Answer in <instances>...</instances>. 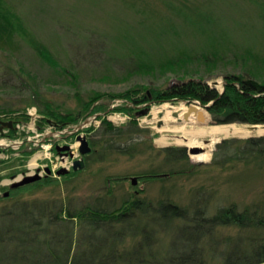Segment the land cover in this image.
<instances>
[{"label":"rangeland","instance_id":"1","mask_svg":"<svg viewBox=\"0 0 264 264\" xmlns=\"http://www.w3.org/2000/svg\"><path fill=\"white\" fill-rule=\"evenodd\" d=\"M2 4L21 18V24L29 32V41L48 48L57 66L42 61L29 47L31 44L20 43L18 38L12 47L2 46L6 37L0 34V118L7 122L6 116L21 112L28 117L26 124L16 125L15 138H7L9 129L0 131L1 135L5 134L0 137V150H4L0 153V194L22 174L37 173L42 176L37 181L40 183L28 184L29 190H22L15 199L61 198L72 209L91 206L101 195L110 198L115 208L131 199L151 203L171 201L188 206L195 190L200 188L204 191L198 195L204 198L213 192L211 207L233 202L241 206L264 205V169L239 168L221 174L206 167L223 140L264 137V134L255 131L247 136L216 134L218 141L205 162L195 161L194 155L186 150L187 163L172 164L160 153L167 148L187 149L177 140L193 139L191 133L195 130L254 126H219L209 116L206 126L158 115L153 118L154 111L164 104L173 108L185 104L188 109L200 107L198 101L152 104L145 115H136L144 104L137 106L136 112L117 110L123 104V109L131 107V103H126L129 100L122 97L127 92H135L134 96L140 97L188 79L203 80L210 87L217 82L214 89L220 92L226 75L239 74L264 81V21L261 20L264 0H2ZM185 6V14L191 15L194 25L188 18L185 21L183 13H177L178 8ZM206 21L216 22L219 27L211 26V29L224 31L226 40H234L236 45L228 44L223 50L218 45V56H212L211 42L205 41L204 34L198 37L195 28ZM147 29L151 36L147 35ZM158 32L164 34L153 38ZM240 45L249 46L252 51ZM185 47L196 53L192 63L183 62L174 68L163 66L167 60L176 59L173 56ZM96 95L106 96L94 103L102 110L92 112L94 105L85 109L84 104ZM33 101L39 106L40 101H46L62 114L82 113L83 116L77 124L62 129L48 124L39 126L40 116ZM147 115L152 116L151 122H147ZM103 119L124 128L135 120L142 132L131 137L127 134L131 138L127 141L114 140L111 153H107L110 155L104 156L106 150L102 144L106 143L100 132ZM159 121L161 125L157 127ZM182 131H188V135L184 136ZM80 135L87 138L95 154L89 159L86 156L90 153L82 156L84 168L73 171V161L81 158L76 140ZM213 138L207 134L198 140L210 143ZM91 141L95 146H91ZM56 146L70 149L57 154ZM131 147L135 148L132 155L119 154ZM71 153L74 160L66 157ZM98 156L104 157L99 160ZM33 159L35 167L31 166ZM46 168L52 176L44 177ZM61 168H69V173L56 176L55 172ZM182 169L190 172L167 177L168 171ZM132 179L136 184L133 185ZM160 238L158 246H167L166 236ZM138 240H127L123 246H132Z\"/></svg>","mask_w":264,"mask_h":264},{"label":"trees","instance_id":"2","mask_svg":"<svg viewBox=\"0 0 264 264\" xmlns=\"http://www.w3.org/2000/svg\"><path fill=\"white\" fill-rule=\"evenodd\" d=\"M186 12V6L177 9V13H183L185 21L188 18L194 25L191 15ZM261 20L264 21V13ZM211 26L219 27L216 22L206 21L195 28L198 37L204 34L205 41L211 42L209 50L212 56H218V45L221 50L226 49L228 44L236 45L234 40H226L224 31L217 32ZM146 32L151 36L148 29ZM0 34L6 37L2 46L12 47L15 38H18L20 43L31 44L29 47L42 61L57 66L45 45L29 41V32L21 24V18L9 6L3 5L2 0ZM161 34L164 32H158L153 38H159ZM128 37L126 34L125 41ZM138 38H141L140 34ZM240 46L248 52L252 51L249 46ZM185 48L173 56L176 59L167 60L163 66L174 68L183 62L192 63L196 53ZM204 55L201 53V57ZM223 82L222 93L203 80L195 79L183 80L165 90L150 91L149 95L146 93L140 97L134 96L135 92H127L122 97L129 100L126 103H131V107L123 109V104L124 107L117 110L136 112L137 106L142 104L148 107L166 102L198 101L201 106L209 105L207 111L215 125L264 126V81L237 74L224 76ZM104 97H92L84 108L88 109ZM32 103L40 116L39 126L48 124L62 129L77 124L83 116L82 113L62 114L46 101H40V106L34 101ZM101 110V106L94 105L91 111ZM8 116L7 120L14 127L18 123H27L28 117L22 112ZM126 128L127 131L124 130ZM100 132L105 137L106 144H102V149L106 150L104 156H109L107 153H111L114 140L120 138L127 141L131 139L127 134L131 137L142 130L135 120L128 122L124 128L115 127L103 119ZM8 133L7 138L14 137L16 129L8 130ZM1 136L5 134L0 133ZM90 144L95 146L94 141ZM134 151L135 148L131 147L121 150L119 154L132 155ZM185 151V148L174 147L160 150V153L168 163L181 164L184 161L187 163ZM91 154H95V151L91 150L86 158L89 159ZM104 156H98V159ZM206 167L221 174L239 168L264 169V137L223 140L216 146L212 160ZM189 172L187 169L170 170L167 177ZM22 190H29V187L8 188L5 191L8 196L0 194V264H264L262 204L241 206L233 202L211 207L213 198L210 195L213 192L204 198L198 195L204 191L199 188L188 206L171 201L151 203L131 199L115 208L110 198L101 195L95 198L91 206L72 209L61 198L15 199L14 196ZM164 235L167 246H158L160 237ZM130 239L139 240L135 246H123Z\"/></svg>","mask_w":264,"mask_h":264},{"label":"bare ground","instance_id":"3","mask_svg":"<svg viewBox=\"0 0 264 264\" xmlns=\"http://www.w3.org/2000/svg\"><path fill=\"white\" fill-rule=\"evenodd\" d=\"M195 110L192 111V113H187V107L185 104H181L176 108L170 107L168 105H162L159 108H157L153 113V118H155L159 113H162V117L164 119H173L175 120H183L186 123H192L194 125L195 122H197L198 118L203 121V126L207 125L208 114L205 112V110L201 109L198 106H194ZM160 117V118H162ZM153 120V119H152ZM250 131H255L259 135L264 134V128H237L234 126L231 127H215L214 129H201L199 131L195 130V132L192 131L193 139L184 141V139L177 140V143L185 144L188 149H199L200 152L197 155L192 156V158L195 159L197 162H205L208 161L211 157V151L214 146V144L218 141L217 137L215 138V135L217 136H230V135H241V136H247L249 135ZM183 135H188V131H182ZM210 135L214 137L210 143H204L203 141L198 140V137H201L203 135ZM31 166L35 167V159L31 161Z\"/></svg>","mask_w":264,"mask_h":264},{"label":"water","instance_id":"4","mask_svg":"<svg viewBox=\"0 0 264 264\" xmlns=\"http://www.w3.org/2000/svg\"><path fill=\"white\" fill-rule=\"evenodd\" d=\"M217 84H218L217 82H213V83H211V87L212 88H215V86ZM147 94L149 95V92H147ZM208 108H209V105H207L205 107V112L207 114H208V112H207V109ZM193 110H195V108L194 107H190V108H188L187 113L188 114L189 113H192ZM147 112H148V109H144V110H142L141 112H138V113H140L141 115H145V114H147ZM208 116H209V114H208ZM158 117L159 118L162 117V113H159L158 114ZM146 119H147L148 122H150V121H152V116L151 115H147L146 116ZM197 122H198L199 125H203V121L200 120L199 118H198ZM160 125H161V122L159 121L157 123V127H159ZM81 127L82 126H80L79 129ZM256 127L257 126H254L252 128H256ZM263 128H264V126H263ZM3 129H13L12 123L10 121L9 122H2L0 120V131H2ZM76 140L79 142L78 151H79V154L81 156H85V155H87V154H89L91 152V147L89 146V142L87 141V138L85 136H83V135L82 136L81 135L80 136H77L76 137ZM68 150H69V147H58V146L56 147V151L57 152H63V151H68ZM199 152H200L199 149H193V148L192 149L191 148L190 149H187V153L189 155H197ZM83 168H84V161H83V159L76 160L72 164V170L73 171H76L77 169L81 170ZM67 173H68V170H66V169H60V170H58L56 172V175L57 176H64ZM50 174H51V171L46 168L45 169V177L49 176ZM41 178L42 177L39 174L27 175V176H24L23 178H21L20 180H16L13 183H11L10 188L15 189V188H18V187H21V186H24V185H28V184H31V183L40 181ZM132 183H133V185L136 184V180L132 179ZM8 195H9L8 192H6L4 194V196H8Z\"/></svg>","mask_w":264,"mask_h":264},{"label":"flooded vegetation","instance_id":"5","mask_svg":"<svg viewBox=\"0 0 264 264\" xmlns=\"http://www.w3.org/2000/svg\"><path fill=\"white\" fill-rule=\"evenodd\" d=\"M0 153H2V152L0 151ZM60 153H61V152H60ZM57 154H59V152H57ZM8 188H9V186H8ZM3 193H5V192H3ZM3 193H2V194H3Z\"/></svg>","mask_w":264,"mask_h":264}]
</instances>
